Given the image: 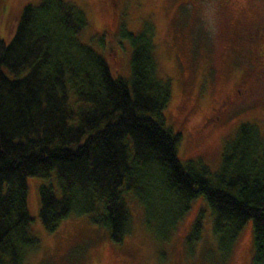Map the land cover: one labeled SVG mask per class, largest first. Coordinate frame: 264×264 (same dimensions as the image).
Masks as SVG:
<instances>
[{
    "label": "trees",
    "instance_id": "16d2710c",
    "mask_svg": "<svg viewBox=\"0 0 264 264\" xmlns=\"http://www.w3.org/2000/svg\"><path fill=\"white\" fill-rule=\"evenodd\" d=\"M87 27L73 3L38 0L22 7L9 42L0 39V264H22L37 244L28 177L45 180L38 215L47 231L85 217L120 243L131 202L167 237L203 197L222 258L249 221L251 264H264V133L240 124L213 173L182 164L181 135L164 123L170 84L157 76L152 33H124L131 51L122 79L80 40ZM198 227L195 220L189 236Z\"/></svg>",
    "mask_w": 264,
    "mask_h": 264
},
{
    "label": "rangeland",
    "instance_id": "374dc122",
    "mask_svg": "<svg viewBox=\"0 0 264 264\" xmlns=\"http://www.w3.org/2000/svg\"><path fill=\"white\" fill-rule=\"evenodd\" d=\"M65 1L84 11L88 27L80 40L103 57L114 78L129 76L131 49L124 33H152L157 76L170 84L164 123L181 135L176 156L182 164L190 161L213 173L240 124H253L264 133V55L256 59L254 51L264 28V0ZM37 2L1 1L0 39L5 44L22 7ZM44 183L40 177L26 179L28 229L37 244L24 250L22 264H251L250 222L224 260L221 234L213 230L203 197L191 203L167 237L129 202L131 231L116 243L85 217L64 219L47 231L38 215V187ZM195 220L198 230L189 236Z\"/></svg>",
    "mask_w": 264,
    "mask_h": 264
},
{
    "label": "flooded vegetation",
    "instance_id": "af4514ba",
    "mask_svg": "<svg viewBox=\"0 0 264 264\" xmlns=\"http://www.w3.org/2000/svg\"><path fill=\"white\" fill-rule=\"evenodd\" d=\"M257 42V47L256 49L254 50L255 51V54H256V59L257 58H261L263 55H264V28H262L259 32H258V35L256 37V40ZM236 91H238V95L242 94V92H239V90L237 89ZM216 120V119H215ZM215 120H211L213 122H215Z\"/></svg>",
    "mask_w": 264,
    "mask_h": 264
}]
</instances>
